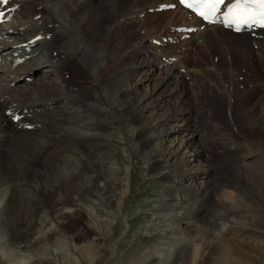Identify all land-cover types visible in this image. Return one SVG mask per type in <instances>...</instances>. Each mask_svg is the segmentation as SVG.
I'll list each match as a JSON object with an SVG mask.
<instances>
[{"label": "bare ground", "instance_id": "6f19581e", "mask_svg": "<svg viewBox=\"0 0 264 264\" xmlns=\"http://www.w3.org/2000/svg\"><path fill=\"white\" fill-rule=\"evenodd\" d=\"M174 4L173 0H10L2 8L7 21L0 25V58L7 63H0V236L6 238V247L15 256L6 254L0 264H93L97 255L103 256L102 264H118L122 259L110 245L127 234L121 212L132 191V176L130 167L125 166L127 179L118 206L104 217L102 195L117 181L122 168L105 145L108 109L101 108L103 102L109 111L120 110L133 121L135 129L128 132L140 137L143 159L150 164L155 197L147 199L140 224L154 233L158 224L149 223L161 219L172 240L167 244L158 240L138 253L153 264H239L226 247L225 236L241 239V235L251 241L246 232L264 231V162L263 170H258L247 163L258 156L248 154L236 158L227 170L214 169L215 173L211 165L197 163L203 156L201 147L195 145L201 138L199 126H193L196 135L190 132L187 136L190 126L186 130L177 123L167 125L172 119L186 121L192 104L198 103L223 117L224 123L216 125L213 133L219 130L264 150V89L255 98L235 105L233 111L231 107L225 111L215 94L217 90L228 97L229 87L210 85L192 93L184 91L192 74L188 50L196 39L201 38L198 46H207L213 37L224 46L221 66L230 64L235 52L242 54V60H252L256 54L264 64V30L237 35L219 26L201 30L197 20L182 9L159 11ZM161 13L166 16L159 20ZM189 28H196L195 33H186ZM141 30L144 35L139 34ZM177 34L183 42L166 47L163 42ZM167 62L170 65L161 71L159 86L168 87L181 78L172 90L149 100L157 88L142 92L145 82L136 80L134 74L148 65V75ZM212 66H217L216 61ZM74 70L80 72L78 77L66 80L65 75ZM231 70H224L230 88L240 74ZM175 91H180L181 100L173 105L167 96ZM14 117L21 120L12 124ZM132 149L139 155L136 145ZM37 161L41 170L35 167ZM185 167L189 171L182 175ZM219 173H224L220 179ZM36 179L42 180L39 185L47 196L35 205L41 215L36 216L33 205L24 221L26 199H20L19 193L22 188L30 189ZM214 186L239 192L236 199L245 205V211L240 205H229L224 212H213L209 201ZM224 195V200L231 198ZM44 202L54 205L53 209L58 206L59 211L70 208L71 218L83 217L88 230L96 226L98 237L92 244L73 247L62 243L60 249H51L60 241L64 222L58 215L55 229H47L52 220L43 216ZM102 222L105 225L100 229ZM130 246L128 242L125 248Z\"/></svg>", "mask_w": 264, "mask_h": 264}, {"label": "rangeland", "instance_id": "374dc122", "mask_svg": "<svg viewBox=\"0 0 264 264\" xmlns=\"http://www.w3.org/2000/svg\"><path fill=\"white\" fill-rule=\"evenodd\" d=\"M153 14H151V15H153ZM165 16H166L165 13L158 14L159 20L164 19ZM37 17H39V16H37ZM65 31L68 34L71 33V32H68L67 30H65ZM204 31L205 30H203L202 32H204ZM178 33H181V32H178ZM139 34L144 35L145 30L139 31ZM71 35H72V33H71ZM177 36H178V34L174 35L172 37H168L169 42L171 41V43H168V40H167V44L164 42L163 43L166 45V47L168 46V48L172 47L173 45L176 46V44H178L180 41H181L180 43H182L183 41L181 39L177 38ZM200 39L201 38H198V40L196 39L195 43L188 50V53H189L188 59H189V62L191 64L190 65L191 69L189 68V70H190V74L191 73L192 74L190 75V77L188 79L189 81L184 83V85H185L184 91L186 93L196 92V90L198 91L203 86L208 88V86H210V85H211L210 87L215 88V89H217L218 87L219 88L221 87L220 89H222L224 87L225 88L229 87L227 89L228 97L223 96L221 94V92H218L217 90L215 91V94L221 99L225 111L228 110V108H230V107H231V111H233L234 110L233 108L235 105L242 104L243 101L246 102L249 99H251L252 97L255 98V96L258 95L264 89L263 88L264 87V64H262V62L257 58L256 54H255V57H253V56L251 57L252 60L250 59L251 60L250 61L249 59H245V58H243V60H242V58L240 57V56H242L241 53H238V52L231 53V56H230L231 63L227 65V62H226L225 66H221V65H219L220 59L222 57L220 50H223L224 46L221 45L220 42H218V40L214 37L212 38V40L209 41L210 43H208L207 46H205L203 44L198 46L199 45L198 41H200ZM187 40H189V39H187ZM171 44H172V46H171ZM178 47H180V45ZM3 58L4 57L1 56L0 63L3 65H6L7 62H6L5 58L4 59ZM172 61H174V60H172ZM214 61H216V65H217L215 67L212 66V63L214 64ZM248 61H249V63H248ZM169 65H170V63H169ZM169 65H168V62L161 64L158 67L159 68L158 70L153 69V70H151V73H149L148 75H147V73L151 68H150V66L145 65V66L141 67L140 69H138V72H136L134 74V77H136V80L142 79L147 86L149 85L148 88H147V86H145V84H144V86H141L140 90H142V92H144V93L150 92L151 90L157 88L155 95L149 100L156 99L157 95H159L162 91L166 92V90L167 91L172 90L175 86V81L179 82L181 77L174 79V82H171L168 87L159 86V83L161 80L160 78L162 76V72H163V70L165 71L166 69H168ZM233 67H235V70ZM202 68H203V70H202ZM228 68H232L233 70H231V72L234 71L237 75L240 73L238 75L237 80H235L236 82L234 83V87H232V88H230L229 84H227L229 82H228L227 76H225L226 71H224V70H227ZM237 71H239V72H237ZM79 74H80L79 71L74 70L73 72L66 74L65 79L67 80L70 78L78 77ZM28 80H30V79H27L26 81H28ZM28 82H30V81H28ZM173 83H174V85H173ZM181 84H183V83H181ZM214 84H215V86H214ZM222 84H223V86H222ZM172 85H173V87H172ZM189 88L190 89L192 88V89L190 90ZM233 91H234V93H233ZM167 98L169 99V102H171L170 104L174 105L175 103H177L181 100L180 91H175L173 94H168ZM102 104L103 105L101 108L108 109V112L106 113V118L104 119V123L108 127V128H106L107 134H106V138H105V141H106L105 145H107L109 147L111 154H113L115 159L118 161V164L122 168L120 176L117 179V181L115 183H113V185H111V188H109L102 195L103 203H102L101 209L103 210V212H105L104 213L105 216H104V214H102V217L103 216L106 217V214H109V213H112L113 211H115V209L118 206V202H119L120 197L124 191V184H125V181L127 179L126 170H124L126 168L125 166L130 167V169H131L130 175L132 176V178H131V189H132V191H131V194L128 196V198L123 202L124 205H123V210L121 212L122 214L125 215V217H124L125 223H123V224H124V228L127 230V234L123 237V239H119L116 243H112L110 245V247H111V249L115 248V253L117 255L120 254L122 256V259L118 262V264H153L147 260L146 256L141 255V252H143L146 249H150L153 245H155V243H157L158 240H161L162 243H166V244L171 243L172 240L170 239L171 236H170V233L167 229V227H168L167 224L161 223V219L157 222L152 221L151 223H149V226H150V224L152 225V223L158 224L155 226L156 231L154 233H153V231H150L151 230L150 227L144 226L145 227L144 228V227H142V224H140L141 223V220H140L141 217L143 216V214H146L143 211V209L146 208V206H147V205H145V204H147L146 201H147V199L153 198L154 192H155V181L153 180L152 174H150L151 173V168L149 166L150 164H148V161H145L143 159L144 153L141 152L142 142H141L140 137H138V136L133 137L131 135V133L128 132L130 130L133 131L135 129V127H134L135 125H134L133 121L131 119L127 118V116H125L122 111H120V110H116L117 112L109 111L108 104H106L105 102H103ZM119 105H120V102H119ZM167 105H169V103H167ZM195 110H197V111H195ZM191 112H192L191 114H187L189 117H187L186 121L180 122V121H176V119H172V120L168 121L167 125L170 126V125H174L175 123H177V124L183 126L185 129L187 128V126H190L188 132L184 131L186 133V135L188 134L187 136H190V134L192 132L194 133V135H196V132H194L195 129L193 126L194 125L199 126L198 129L200 131L199 134L201 135V138H200V140L195 142V145H196V147H198V146H199V148L201 147L200 149L203 151V153H202L203 156H202V158H200L197 161V163H201L200 161H202V163L205 162V164L211 165L210 167L213 168V170L216 169L219 171L221 169L223 171L224 169L227 170V167L229 166V164L232 165L233 161L236 158L242 157L244 155L247 156L248 154L249 155L254 154V155L258 156V158L256 157V159L254 161H252L251 163H250V160H247V163L251 164L252 166H255V165L258 166L257 167V168H259L258 170H260V169L263 170L261 162L262 161L264 162V150L262 148L258 147V144H254L248 140H245V141L244 140H238L236 138H233V137L226 135L224 132L219 131V130H218V132L213 133L212 132L213 128H215L216 125L219 126V125H221V122L224 123V121L222 119L223 117H220V115H218L217 113H213L210 109L203 108L198 103L192 104V111ZM210 117L212 118V120L210 119V122L207 123V120ZM20 120H18V121H20ZM13 122H12V124H14ZM17 122L15 124H17ZM135 145L140 150L139 155H137V153L134 152V149H132V146H135ZM128 150H130V151H128ZM131 157H133V160L129 159ZM128 159H129V161H128ZM146 163L148 166L146 165ZM205 164H203V165H205ZM35 167L39 170L42 169V165L40 164L39 161L35 162ZM216 170H214L215 173H216ZM188 171H189V168L185 167L182 170V175L187 174ZM210 173L212 175V170ZM223 175H224V173H219V179ZM217 177L218 176L215 177L216 180H217ZM229 177H232V176L229 175ZM53 180H54V178H53ZM55 180L57 181L58 177H56ZM263 180H264V178H263ZM36 181L37 182L33 183L32 187H30V189L25 187V190L27 189L25 191L24 188H22L21 189L22 191L20 190V193H19L20 199H21V196L23 197L22 198L23 201L26 199L25 200L26 203L24 202L26 207H24V209H23L24 221L28 220V218L30 216L29 214H30L31 207L33 205L35 206L36 204H40L39 201H41V203H42V201H44V198H46V196H47V195L44 196V192H42L43 189L41 187V184L39 185V183H41L42 180L36 179ZM45 182H46V180H45ZM45 185L46 186L50 185L49 181L47 183H45ZM225 193L230 194L231 198L228 200H224L223 196H225L224 195ZM239 194H240L239 192L234 191L231 188L214 186L212 189V197L210 198V201H209L210 205H212V211L213 212H217V211L224 212L228 208L229 205H231L234 208L241 206L240 208L242 210H244L245 205H240L236 199V197H238ZM34 196L35 197L37 196L38 201H34ZM31 197H33V198H31ZM27 200H28V202H27ZM0 202H1V195H0ZM44 203L45 204H43V205H45V207H46L44 211H45V213L47 212L48 214L43 213L44 214L43 216L47 215L46 218L47 219L51 218V220H52L50 222V224L47 226V229L48 228H50L51 230L55 229V228H53L56 226V224H54L55 220L57 221V219L55 217L58 218V215L60 218H62V221L64 222L62 224V226H63L62 232L59 235L60 241H57V243L51 245L53 247V248L50 247L51 249H56V248L60 249V247L62 246L61 245L62 243L63 244L66 243L67 245H71L73 247H80V246L85 245L87 243L92 244L93 240H95L98 237V229L96 228V226L92 225L91 230H88L84 221H83V217L79 216L77 218H71L70 214L68 213L70 208L64 207V208H62V211H59L58 206H57V208L53 209L54 205H50L47 202H44ZM27 204H28V209H27ZM51 204H52V202H51ZM50 206L51 207L53 206L52 210H51ZM35 210L37 212L36 216L37 217L40 216L41 211L39 209H37V207L35 208ZM55 210H56V213H55ZM194 211H195V209L192 212H194ZM153 212L156 213L157 211L156 212L153 211ZM60 213H62L61 216H60ZM159 216H161V215H159ZM50 225H51V227H49ZM104 225H105V223L103 224V222H102V225L98 226V227L101 229L104 227ZM146 230H148L151 233L146 234L145 233ZM80 234H84V235L77 237ZM246 234H248V236ZM227 235L225 236L226 240L224 242L228 244V246H226V247L228 248V250L232 254L233 259L234 260L236 259L235 261H237L239 264H255L256 261H258V262L261 261L260 264H264V231L259 230V232H255V231L254 232L253 231L246 232L245 236L247 238L248 237L252 238L251 241L247 240V239H243L241 235H240V237L243 240L233 238V236L229 235V234H227ZM2 237L3 236L1 235L0 236V258L5 259V258H7V257H5L6 254H10V253L13 256H15V252L13 250L11 251V248L7 249L6 238L5 237L2 238ZM128 242H131V246L127 249L125 247H127ZM95 244H98V243L95 242ZM138 250H141V252L139 251L140 253H138ZM210 251H213V253H218L217 249L214 252V250H212L210 248ZM102 263H103V256L97 255V256H95V258H93V264H102ZM81 264H85V262H82ZM88 264H90V263H88Z\"/></svg>", "mask_w": 264, "mask_h": 264}, {"label": "snow or ice", "instance_id": "6c2138e0", "mask_svg": "<svg viewBox=\"0 0 264 264\" xmlns=\"http://www.w3.org/2000/svg\"><path fill=\"white\" fill-rule=\"evenodd\" d=\"M7 2L8 0H0V4ZM180 3L193 10L203 21L220 22L237 32L249 26L264 28V0H234L227 5V10L222 16L218 14L221 13L225 0H180ZM2 15L0 13V16Z\"/></svg>", "mask_w": 264, "mask_h": 264}]
</instances>
